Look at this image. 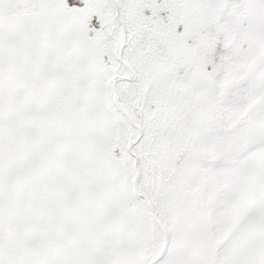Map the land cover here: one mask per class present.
<instances>
[{
    "label": "snow or ice",
    "instance_id": "6c2138e0",
    "mask_svg": "<svg viewBox=\"0 0 264 264\" xmlns=\"http://www.w3.org/2000/svg\"><path fill=\"white\" fill-rule=\"evenodd\" d=\"M0 264H264V0H0Z\"/></svg>",
    "mask_w": 264,
    "mask_h": 264
}]
</instances>
